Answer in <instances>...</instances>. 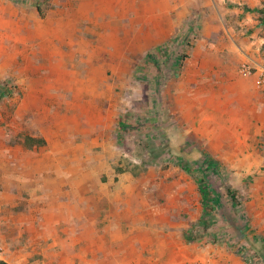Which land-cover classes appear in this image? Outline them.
<instances>
[{
  "label": "rangeland",
  "instance_id": "rangeland-1",
  "mask_svg": "<svg viewBox=\"0 0 264 264\" xmlns=\"http://www.w3.org/2000/svg\"><path fill=\"white\" fill-rule=\"evenodd\" d=\"M262 68L264 0H0V264H264Z\"/></svg>",
  "mask_w": 264,
  "mask_h": 264
},
{
  "label": "built area",
  "instance_id": "built-area-1",
  "mask_svg": "<svg viewBox=\"0 0 264 264\" xmlns=\"http://www.w3.org/2000/svg\"><path fill=\"white\" fill-rule=\"evenodd\" d=\"M243 71L250 74V67L244 66ZM255 75V87L264 95V68L255 72Z\"/></svg>",
  "mask_w": 264,
  "mask_h": 264
},
{
  "label": "crops",
  "instance_id": "crops-1",
  "mask_svg": "<svg viewBox=\"0 0 264 264\" xmlns=\"http://www.w3.org/2000/svg\"><path fill=\"white\" fill-rule=\"evenodd\" d=\"M225 13H227V11H225ZM202 14L204 16H202ZM200 16L202 18V22H223V19L218 15V13L210 9H208L207 11H202V13H200Z\"/></svg>",
  "mask_w": 264,
  "mask_h": 264
},
{
  "label": "trees",
  "instance_id": "trees-1",
  "mask_svg": "<svg viewBox=\"0 0 264 264\" xmlns=\"http://www.w3.org/2000/svg\"><path fill=\"white\" fill-rule=\"evenodd\" d=\"M4 93H6V92H4ZM1 95V94H0ZM205 189V188H204ZM206 190H207V188H206ZM201 193L203 194V197H207V194H205V192H204V190L202 189L201 190ZM235 192H233V191H231V190H227V196L228 197H230L231 199H234L235 198ZM203 205H206L205 203H203Z\"/></svg>",
  "mask_w": 264,
  "mask_h": 264
}]
</instances>
